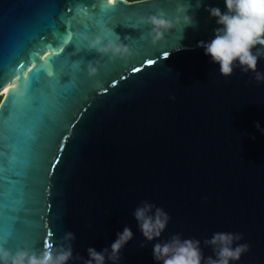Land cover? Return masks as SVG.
<instances>
[{"label":"water","instance_id":"95a60500","mask_svg":"<svg viewBox=\"0 0 264 264\" xmlns=\"http://www.w3.org/2000/svg\"><path fill=\"white\" fill-rule=\"evenodd\" d=\"M181 2L192 25L153 45L139 18L161 10L171 17L176 0H116L108 11L101 0H0L5 247L39 252L45 239L59 243L72 232L73 257L87 259V248L109 247L128 226L133 238L118 264H156L153 245L172 235L199 240L206 258L205 239L239 233L249 250L230 264H264V135L254 126L264 129V83L238 67L221 76L197 46L218 27L205 8L223 13L224 0ZM69 33L118 39L128 53L109 60L75 36L64 44ZM25 85L23 102L5 106ZM141 201L170 217L151 242L132 215Z\"/></svg>","mask_w":264,"mask_h":264},{"label":"clouds","instance_id":"9594fccd","mask_svg":"<svg viewBox=\"0 0 264 264\" xmlns=\"http://www.w3.org/2000/svg\"><path fill=\"white\" fill-rule=\"evenodd\" d=\"M115 2L116 0H101V11H108ZM200 2L201 0H197L198 5ZM224 4L223 13L216 7L205 8L210 18H215L218 27L214 29L213 39L198 42L197 46L203 47L204 54L211 58V62L219 65L221 76H230L234 68L238 67L242 73H254L255 83H264V73L257 71L258 60L264 59V0H224ZM139 21L150 26L146 36L156 45L172 28L192 25L193 17L189 7L181 0H176L171 17L161 10L146 17L141 16ZM74 36L77 41L86 45L88 51L94 50L98 55H107L109 60L122 58L128 53L127 45L118 39H109L105 43L100 35L93 37L88 33H69L66 42H71ZM175 50L181 49L178 47ZM169 55L170 53L165 58ZM96 72L97 68L89 63L88 75L93 76ZM49 75H52L51 71ZM254 126L264 135V129L260 128L259 123ZM251 138L255 139L254 136ZM132 215L146 242L159 239L170 220L162 208L148 201H141ZM132 238L130 227L125 226L122 232L116 233V239L109 247L99 252L95 248H87V259L79 255L73 257L72 241L75 240V235L72 232H66L59 243L54 239L46 240L39 252L27 246L18 247L13 252L0 242V264H67L71 259L81 261L82 264H106V261L118 264L121 250ZM242 238L239 233H214L210 239L203 241V245L211 248L213 254L205 258L199 240L181 239L180 234H175L167 241L155 243L152 256L156 264H230L238 261L249 250L248 244L237 243ZM140 247H144V243Z\"/></svg>","mask_w":264,"mask_h":264},{"label":"snow or ice","instance_id":"6c2138e0","mask_svg":"<svg viewBox=\"0 0 264 264\" xmlns=\"http://www.w3.org/2000/svg\"><path fill=\"white\" fill-rule=\"evenodd\" d=\"M91 7L94 9L95 6L92 5ZM85 17L86 18H90V16H89L88 13H85ZM111 31H112V28H111ZM112 33L115 34L113 31H112ZM63 43L64 44H67L68 42H66V40H64ZM168 53H169L168 51H165L164 52V55L166 56ZM5 91H7V89H5ZM27 91H28V87H27V85H25L24 86V92H22L19 97H17V95L15 94V92H13L12 94H10L9 97L6 98L5 106H7L10 102L13 105H19V104H21L23 102L26 94H27ZM0 107H2V106H0ZM48 235L50 236L51 233H48ZM46 240L47 239L44 240L43 245L45 244Z\"/></svg>","mask_w":264,"mask_h":264},{"label":"trees","instance_id":"16d2710c","mask_svg":"<svg viewBox=\"0 0 264 264\" xmlns=\"http://www.w3.org/2000/svg\"><path fill=\"white\" fill-rule=\"evenodd\" d=\"M126 1H128V2H132V1H137V0H126Z\"/></svg>","mask_w":264,"mask_h":264}]
</instances>
